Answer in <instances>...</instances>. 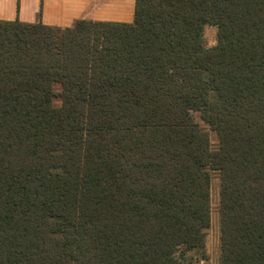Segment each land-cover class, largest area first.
<instances>
[{"label":"trees","instance_id":"trees-1","mask_svg":"<svg viewBox=\"0 0 264 264\" xmlns=\"http://www.w3.org/2000/svg\"><path fill=\"white\" fill-rule=\"evenodd\" d=\"M211 172L219 264H264V0L0 20V264H200Z\"/></svg>","mask_w":264,"mask_h":264},{"label":"crops","instance_id":"crops-1","mask_svg":"<svg viewBox=\"0 0 264 264\" xmlns=\"http://www.w3.org/2000/svg\"><path fill=\"white\" fill-rule=\"evenodd\" d=\"M135 0H0V20L65 28L78 19L131 23Z\"/></svg>","mask_w":264,"mask_h":264},{"label":"rangeland","instance_id":"rangeland-1","mask_svg":"<svg viewBox=\"0 0 264 264\" xmlns=\"http://www.w3.org/2000/svg\"><path fill=\"white\" fill-rule=\"evenodd\" d=\"M203 44L205 47H212L217 42V31L212 25H205L202 31ZM52 104L56 107L60 105L58 98L52 101ZM194 119L206 129V127L199 121L196 115ZM209 146L211 149H215L217 146V136L215 132L208 131ZM210 181V227L207 231L205 240V246L201 251L191 252L190 255L195 261L200 264H219V217H218V191H219V180L216 172H211ZM179 252H176L178 256Z\"/></svg>","mask_w":264,"mask_h":264}]
</instances>
